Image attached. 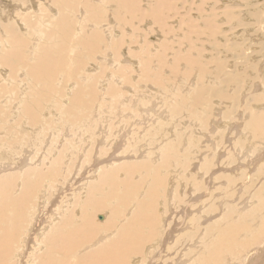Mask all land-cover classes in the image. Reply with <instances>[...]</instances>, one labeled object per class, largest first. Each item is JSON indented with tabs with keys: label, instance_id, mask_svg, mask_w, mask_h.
<instances>
[{
	"label": "rangeland",
	"instance_id": "374dc122",
	"mask_svg": "<svg viewBox=\"0 0 264 264\" xmlns=\"http://www.w3.org/2000/svg\"><path fill=\"white\" fill-rule=\"evenodd\" d=\"M3 1L2 4L0 3V8L6 4ZM38 1L30 0L27 4L34 8L26 5L27 9H31L32 16L28 10L23 9L25 10V12L23 11L24 18L31 16L29 17L31 20L25 19L34 21L35 25V22L45 19L46 13L50 22L51 11L53 21L60 18L58 15L60 13L56 7L54 8V3L53 5L51 3L53 8H50L46 6L48 0ZM88 1L80 0L78 11H75L77 13L70 14L71 18L73 16V20L75 18V24L78 25L75 26L76 29L74 27L73 32H68V37L76 40L75 38L79 39L81 35H84L94 39L91 32L100 29L103 38L100 41L99 49H91L87 46L74 47L70 44L67 48L59 50L63 41H60L61 38L58 37L59 31L52 28L51 24L46 26L48 28L40 27L41 30H45L44 32L34 25L31 29L28 27L26 30L22 26L24 31H22V36L21 32L19 36L24 38H20L19 41L20 43L24 42L21 51L26 58L22 62L20 59H15L18 57V53L14 56L16 50L13 52L14 46L15 49L20 48L13 42L7 43L6 39H10V34L2 32L3 29L0 30V37H3L2 40L6 42V45L0 43V165L2 164L0 178L2 177L4 180L3 177H7L6 175L15 176L11 182L8 179L4 180L5 187L2 186L3 181L0 179V184L4 189L3 192L1 191L3 194H0V205L4 204L1 202V197L4 198V201L6 200V205L4 204L3 207L11 203L12 205L7 208H9V214L13 216L11 220L9 215L8 221L4 223V218L8 213H0L6 215H4L5 217L2 215L3 218H0V236L3 235L1 231L6 225L15 235L10 239L11 241L9 240L11 243L9 244L13 247L9 245L7 262L11 261L9 264H36V261L34 262L36 250L38 253L43 251L41 248H35L40 245L43 238L37 236L45 223L44 219H50L54 213L52 211L56 208L59 212L66 210L65 213L68 212L67 214L71 215L74 201L78 200L79 196L80 198L84 197L85 202V199H90V197V200L98 202L93 206L80 200L78 206H83V203L88 205V208L86 207L87 218H92V226L98 224L96 221L102 222L101 224L104 223V225L96 226L99 228L90 234L92 237L85 242L90 245L87 244L85 249L79 247L75 252V258L81 257L86 253L85 250L88 252L89 249H94L102 245L103 242H112L116 247V243L113 241H116L123 233L121 227L113 229L107 224L109 217L112 215V218H117V221L122 219L123 224L130 223L141 204L140 213L143 212V215L147 214L146 216L156 214L162 221L159 219L160 228L157 227L155 237H152L157 240L149 249L151 252L148 251L143 256L142 251V255L136 254L139 257L135 256V253L131 254L129 262L133 257H137L131 264H190V262L197 264L198 259H201L200 256H206L204 254L207 251L206 244L209 245L216 240L217 236H220V231L227 227V223L229 225L232 222L236 225L235 228L238 227L241 230L240 233L238 230L234 231H238L236 232L238 238L235 237L233 247L236 246L234 248L238 249V243L244 239L247 240L251 235L250 233L245 235L247 230L242 232L245 226L243 223L247 225L246 227L254 230L252 234L264 231L261 227V219L264 218V136L256 138L249 134L251 130L246 126L249 120L246 113L252 108L249 102L252 101L254 94L256 95L255 84L262 85L261 83L264 82L258 79V77H264V0H247V2L246 0H191L192 7L190 8L187 1L170 0V4L176 6L173 9L165 10L164 13L160 12L164 17L163 21L167 22V26L164 23L160 26L154 19V15L152 16L153 0L142 1L141 9L143 11L135 14L136 18H134V12L129 14L123 12L119 16L117 14L119 12L117 7L120 5L118 0H112L109 3L106 0L104 3H102L103 0H91L90 2L94 1L95 6L105 5L104 11L103 9L101 11L103 15H97L100 17L98 22L102 23L98 24L99 26L94 24L87 26L88 28L85 27L82 30L79 25H84L83 16L85 17V15L83 9L79 10V8L81 5L85 6L83 2L88 3ZM231 2H234L232 7L230 6ZM214 3L217 6H214ZM6 7L3 9L6 10ZM12 8L10 10L15 9ZM43 8L47 9L46 12ZM20 9L22 8L20 7ZM67 11L68 9L65 10V12ZM220 11L225 13L226 18L218 16ZM25 13L28 15L25 16ZM87 13L85 12L86 17ZM125 15L129 18L127 19ZM228 15L231 16L228 17ZM5 16L2 15L0 19L5 25V22L9 21L14 24L13 19H10L7 13ZM232 17L235 18L233 22ZM227 18H231L230 24L229 20H226ZM220 20L221 22H219ZM216 23L218 26L215 25ZM208 26L211 28L208 29ZM237 26L238 28H236ZM213 29L218 35H216V44L211 43L213 40L204 38L205 35L210 36L206 32ZM40 34L41 36L36 39V36ZM50 36L55 37L51 38ZM13 44L14 46H11ZM41 46L53 50L55 54L50 55L53 60L60 57L61 51H64L68 56L63 61L65 63L64 70H58L57 74L50 79L43 78L46 77L45 74L42 77L32 74V69L37 66L35 64H38L35 61L36 58L41 54L44 56V53L41 52L47 53L48 50L41 49ZM1 48L3 49L1 50ZM7 50L13 54L10 51L7 53ZM198 51L200 52L197 53ZM212 56H216L215 59ZM10 57L11 59L14 57L13 61ZM76 57L78 58L75 60ZM212 60L216 64H212L214 63ZM60 71L61 73H59ZM205 71L209 72L205 73ZM201 73L205 76L202 77ZM253 78L257 80L250 81ZM226 82L228 84L230 82V84L228 85ZM215 90L227 92L229 97H233L234 100L222 99L218 95L212 98L210 92H216ZM78 91H80V96ZM197 93L199 97L200 93L203 96L199 103L194 101ZM74 98H76L75 101ZM34 100H37L38 105L37 107L33 106L32 115L26 111V104L33 103ZM244 117V124H242ZM244 129L249 130L248 133ZM242 131L245 133L242 134ZM246 137L247 139H245ZM126 164L143 166L140 170H136L133 177L128 179V190H126L127 183L125 182L129 177L128 171L124 168ZM114 180L118 182L117 187H112ZM6 181L10 183L7 182V184ZM50 182H55L53 184L55 188L49 189L47 193V189L44 188H47ZM20 183H23L24 186ZM112 188L116 189L112 190ZM259 190L261 192L263 190V192L260 193ZM257 191L259 192L257 193ZM153 192L156 193L154 201L152 200ZM18 194L22 195L25 208L29 206L27 209L24 208L27 214L25 212L23 216H27L23 220L17 215L23 209L17 207V202L13 200ZM7 200L11 202L8 203ZM69 202L73 204H69ZM30 205L33 206V209L30 208ZM257 207H259V211ZM2 209L0 207L1 212ZM16 211L20 212L15 215ZM65 213L56 219L62 221L63 218L70 217V215L66 217ZM72 213L71 217L75 216L77 221H80V218L83 219V214H78L79 210L77 213L73 211ZM100 215H102V219L99 218ZM36 217L38 218L35 219ZM1 219H4V222ZM14 219H17L16 222ZM12 221L13 223H11ZM161 222L163 223L161 224ZM221 222H224L226 226H223L224 224ZM37 223L40 225L38 226ZM214 224L217 231L212 226ZM35 225L37 229L34 228ZM28 226L31 228L30 230ZM72 226L68 225L64 229L69 230ZM218 226L220 227L218 228ZM146 227L144 234L150 236L152 229L150 226ZM230 227L232 229L231 225L227 228ZM51 230L50 227L48 231L51 233ZM102 230L104 231L102 232ZM112 230L113 232H111ZM22 234L25 235L24 238L26 236L27 238L23 243L18 244L17 239ZM35 237L37 238L35 239ZM33 239L34 242H32ZM36 240L38 242L35 244ZM237 240L240 242L237 243ZM230 242L228 243L231 245L232 242ZM253 244L251 247L254 246L253 248L257 249L264 245V243ZM115 247H113L114 250ZM15 248L19 250L17 256L19 260L15 257L18 262L12 259ZM28 249L29 252H27ZM110 250L108 249V256L113 260L114 250ZM237 251H239V255H242L240 248ZM21 258L22 260H20ZM37 259L41 262L46 258L38 255ZM122 260L125 262L126 259ZM27 261L29 262L27 263ZM252 262L248 264H254V261Z\"/></svg>",
	"mask_w": 264,
	"mask_h": 264
},
{
	"label": "bare ground",
	"instance_id": "6f19581e",
	"mask_svg": "<svg viewBox=\"0 0 264 264\" xmlns=\"http://www.w3.org/2000/svg\"><path fill=\"white\" fill-rule=\"evenodd\" d=\"M40 1V0H39ZM38 1V2H39ZM41 1H43V0H41ZM40 1V2H41ZM45 1H47V0H45ZM86 1V0H85ZM88 1V0H87ZM91 1V0H90ZM90 1H88V3L87 2H83V3H85V6H82L81 5V7L79 8V10H82L83 12H84V15H85V17H86V14H85V12H88L87 14V17L85 18L83 15V18H84V25L85 24H87V25H83V26H80L79 25V27H81L82 28V30L85 28V27H87V26H91V25H97V26H99L98 24H100V23H102V22H98V21H100L99 19H100V15H103V12H101L102 11V9H103V11H104V6L105 5H99V6H95L94 4H93V2L94 1H92V2H90ZM97 1H99V0H97ZM107 1V3H109L110 1H112V0H106ZM142 1L143 0H118V2L120 3V5H118V10L117 11H119L118 13H117V11H116V13L120 16L123 12H125V13H130V12H134V18H136V16H135V14H137V13H141V11H143L142 9H141V4H142ZM154 1V7H153V9H152V16L154 15V19L156 20V22H158V24L161 26V25H166L167 26V22H165V21H163V19H164V17H162L161 16V14H160V12H162V13H164V11L165 10H170V9H173L176 5V2H175V4H173V5H175V6H172L171 4H170V0H153ZM184 1H187V5H188V7L190 8V7H192L191 6V4H192V2H191V0H184ZM237 1V0H236ZM2 2V0H0V3ZM30 2V0H4L3 1V3H6L5 5H4V7L5 6H7L6 7V10L5 9H3V8H0V12H1V15H0V19H1V17H2V15L3 16H5L6 15V13L8 14V16L10 17V19L12 18L13 19V21H14V24L13 23H9V22H5L6 23V25L4 24V22H3V20H0V30H2V32H4L5 31V33H7V34H10V39L9 38H7L6 39V41H7V43L10 41V42H13L16 46H18L20 49H15V46H14V44L13 45H11V46H14L13 48V52H14V50H16V52L14 53V56H16L17 54L16 53H18V57H16L15 59H17V60H19L20 59V61H25V57L23 56V53H22V51H21V48H22V46H23V44H24V42L23 43H20V41H19V39L21 38H24V37H21L22 36V31H24V30H26L28 27H30V29H31V27H33V25H34V21L33 22H31V21H29L28 19H25V18H29V17H31L32 15L30 14V11H31V9L29 10V9H27L26 8V5L28 4ZM34 2H35V0H34ZM117 2V1H116ZM197 2V1H196ZM222 2H227V1H222ZM246 2H247V0H246ZM31 3H32V1H31ZM51 3H52V5H53V3L55 4L54 5V8L56 7L57 8V10H58V13H60V14H58L59 16H60V18L59 19H57L56 21H53L52 20V17H51V13H52V11L50 12V22H49V16H47L46 15V13H45V15H44V20H40L39 22H35V27H37L38 29H40L41 30V28L43 27V26H48L49 24H51L50 26L52 27V28H54V29H57L58 31H59V34H58V37L59 38H61V40L60 41H63L61 44H60V48H59V50H61V48H67L68 47V45H73L74 47H77V46H87V48L88 47H90L91 49H99V46H100V41L102 40V33L99 31V30H97V31H90L91 33H93V35H94V39H90L91 37H87V36H84V35H81V37H80V35H78L80 38L79 39H77V38H75L76 40H74V39H71V38H69L68 37V32H70V31H72L73 32V30H74V27L76 26L77 27V25L78 24H75V18H74V20L72 19L73 18V16H72V18H71V13L73 14V15H75L74 13H77V12H75V11H78V7H79V4H80V0H53L52 2H51V0H48V2L46 3V6L47 7H52L51 6ZM102 3H104V0H103V2ZM179 3V2H178ZM216 3V2H215ZM214 3V4H215ZM238 3V2H237ZM2 4V3H1ZM39 4V3H38ZM48 4V5H47ZM95 4H96V2H95ZM98 4V3H97ZM195 4V3H194ZM234 4V2L232 3L231 2V7H232V5ZM243 4H244V2H243ZM43 5V4H42ZM84 5V4H83ZM209 5V4H208ZM226 5V4H225ZM224 5V6H225ZM31 5H27V7H30ZM44 6V5H43ZM210 6H212V5H210ZM209 6V7H210ZM214 6H217V4H215ZM220 6V5H219ZM11 7H13V8H15V9H13V10H10V8ZM20 7L22 8V9H20ZM36 7V6H35ZM208 7V6H207ZM259 7V6H258ZM262 7H263V5H262ZM31 8H34V7H32L31 6ZM53 8V7H52ZM116 8V9H117ZM198 8H200V7H198ZM197 8V9H198ZM216 8V7H215ZM226 8H228L227 6H226ZM23 9H26V10H28V13L31 15H29V17H23V11L25 12V10H23ZM44 9V8H43ZM63 9H64V11H63ZM68 9V11L67 12H65V10H67ZM209 9V8H208ZM263 9V8H262ZM45 10H47V9H44V11ZM50 10V9H49ZM70 10V11H69ZM198 10H200V9H198ZM224 10V9H223ZM231 10V9H230ZM106 11V10H105ZM197 11V10H196ZM203 11V10H202ZM205 11V10H204ZM232 11V10H231ZM230 11V12H231ZM234 11L236 12V10L234 9ZM263 11V10H262ZM14 12H18V13H14ZM46 12V11H45ZM199 12V11H198ZM209 12V11H208ZM57 13V12H56ZM106 13V12H105ZM104 13V14H105ZM113 13V12H112ZM121 13V14H120ZM211 13V12H210ZM249 13V12H248ZM11 14V15H10ZM12 14H13V16H12ZM49 14V13H48ZM53 14V13H52ZM114 14V13H113ZM116 14V15H117ZM215 14H216V12H215ZM225 14V13H224ZM224 14H223V12L222 11H220V14L218 15V16H223L224 18H226V16H224ZM231 14V13H230ZM28 14L27 13H25V16H27ZM56 15V14H55ZM94 15V17H92ZM97 15H99V16H97ZM115 15V16H116ZM198 15H201V14H199L198 13ZM205 15V14H204ZM47 16V17H46ZM57 16V15H56ZM122 16H124V15H122ZM128 16V15H127ZM205 16H208V15H205ZM231 16V15H230ZM229 15H228V17H230ZM258 16V15H257ZM6 17V16H5ZM58 17V16H57ZM56 17V18H57ZM75 17V16H74ZM101 17H103V16H101ZM117 17V16H116ZM125 17H126V15H125ZM264 17V16H263ZM8 18V17H7ZM38 18V17H37ZM54 18V17H53ZM55 18V19H56ZM83 18H82V20H83ZM97 18H98V20H97ZM127 19L129 18V17H126ZM204 18H206V17H204ZM212 18V17H211ZM220 18H222V17H220ZM223 18V19H224ZM30 20H31V18H29ZM125 19V18H124ZM230 19L231 18H227L226 20H229L228 21V23L230 24ZM235 18H233L232 17V22H233V20H234ZM248 19V18H247ZM8 20V19H7ZM33 20V19H32ZM81 20V21H82ZM102 20V19H101ZM138 20V19H137ZM224 21L225 23L227 22V21ZM240 20V19H239ZM12 21V22H13ZM45 21V22H44ZM126 21V20H125ZM207 21V20H206ZM210 21V20H209ZM109 22V21H108ZM124 22V21H123ZM184 22V21H183ZM194 22H196L195 20H194ZM204 22V21H203ZM212 22V21H211ZM214 22V21H213ZM219 22H221V20L219 21ZM77 23V22H76ZM107 23V22H106ZM110 23V22H109ZM126 23V22H125ZM124 23V24H125ZM164 23V24H163ZM193 23V22H192ZM192 23H190V24H192ZM215 23V22H214ZM235 23V22H234ZM111 24V23H110ZM210 25H212L211 23H209ZM209 24H205V25H209ZM237 24H239L238 22H237ZM101 25V24H100ZM187 26H189L188 24H186ZM214 25V24H213ZM212 25V26H213ZM215 25H217V23L215 24ZM236 25V24H235ZM22 26H24L25 27V29L24 30H22ZM107 26H109V25H107ZM106 26V27H107ZM125 26H126V24H125ZM195 27H196V25H194ZM193 26V27H194ZM197 26H198V24H197ZM218 26V25H217ZM217 26H215V28L217 27ZM222 26V25H221ZM220 26V27H221ZM41 27V28H40ZM50 27V28H51ZM76 27H75V29H76ZM78 27V28H79ZM123 27V26H122ZM191 27V26H190ZM189 27V28H190ZM231 27H234V26H231ZM241 27V26H240ZM46 28H48V27H46ZM51 28V29H52ZM88 28V27H87ZM97 28V27H96ZM118 28V27H117ZM165 28V27H164ZM167 28V27H166ZM205 28H207V27H205ZM211 27L210 26H208V29H210ZM213 28V27H212ZM236 28H238V26L236 27ZM43 29H44V27H43ZM42 29V30H43ZM191 29V28H190ZM194 29V28H193ZM204 29V28H203ZM217 29V28H216ZM222 29V28H221ZM232 29V28H231ZM21 30V31H20ZM41 30V32H44L45 30H43L42 31ZM215 29H213V30H207V31H209V32H206V33H208L210 36H208V35H205L206 37H204V38H206V40H209V39H211V40H213V41H211V43L212 44H216V38H217V34H216V32L214 31ZM218 30V29H217ZM56 31V30H55ZM85 31V30H84ZM102 31V30H101ZM112 31V30H111ZM127 31V30H126ZM168 31V30H167ZM188 31V30H187ZM205 31V30H204ZM224 31V30H223ZM222 31V32H223ZM1 32V31H0ZM21 32V36H19V33ZM76 32V31H75ZM103 32V31H102ZM113 32H114V30H113ZM169 32V31H168ZM192 32V31H191ZM190 32V33H191ZM202 32V31H201ZM219 32V31H218ZM34 33V32H33ZM88 33V32H87ZM90 33V34H91ZM188 33V32H187ZM189 33V34H190ZM25 34V33H24ZM47 34H48V32H47ZM55 34V33H54ZM53 34V35H54ZM89 34V35H90ZM104 34V33H103ZM197 34V33H196ZM220 34V33H219ZM228 34V33H227ZM242 34V33H241ZM34 35V34H33ZM43 35H44V33H43ZM57 35V34H56ZM71 35H72V33H71ZM87 35V34H86ZM93 35H90V36H93ZM131 35V34H130ZM192 35V34H191ZM194 35H195V33H194ZM199 35V34H198ZM217 35V36H216ZM8 36V35H7ZM39 36H41V34L40 35H38V36H36V39L37 38H39ZM70 36V35H69ZM115 36V35H114ZM220 36H222L221 34H220ZM229 36V35H228ZM242 36V35H241ZM9 37V36H8ZM51 37V36H50ZM53 37H55V36H53ZM53 37H51V38H53ZM2 38L3 37H0V43H6L5 42V40L3 41L2 40ZM5 38V37H4ZM122 38V37H121ZM200 38V37H199ZM231 38V37H230ZM45 39V38H44ZM111 39V38H110ZM116 39H117V37H116ZM223 39V38H222ZM26 40H27V38H26ZM41 40V39H40ZM53 40V39H52ZM114 40V39H113ZM119 40V39H118ZM124 40V39H123ZM119 42V41H118ZM244 42V41H243ZM34 43V42H33ZM40 43V42H39ZM66 43H68L67 45H66ZM22 44V45H21ZM121 45H123L122 43H120ZM204 44V43H203ZM208 44V43H207ZM6 45V44H5ZM38 45H40V44H38ZM130 45V44H129ZM202 45V44H201ZM205 45V44H204ZM222 45V44H221ZM37 46V45H36ZM54 46V45H53ZM120 46V45H119ZM35 47V46H34ZM39 47V46H38ZM71 47V46H70ZM73 47V48H74ZM167 47V46H166ZM169 47V46H168ZM200 47V46H199ZM203 47V46H202ZM209 47V46H208ZM238 47V46H237ZM6 48V47H5ZM4 48V49H5ZM43 47L41 46V49H42ZM56 48V47H55ZM3 48H1V50H2ZM7 49H8V47H7ZM24 49V48H23ZM43 49H48L47 50V53L45 52V51H43V52H41V53H44L43 55L44 56H41V55H39L36 59L37 60H35L38 64H35V65H37V66H34L35 68H31L32 69V74H33V76H35V75H37L36 77H42V75H46V77H43V78H46V79H50V78H52L54 75H56L57 74V71L58 70H61V69H63V66L65 65V63H63V61L66 59V58H68V56H66V53H64V51H61L59 54H60V57H58V58H56V60H53L51 57L52 56H50V55H52V54H55L54 52H53V50L51 49V48H48V47H45V48H43ZM54 49V48H53ZM69 49V48H68ZM120 49H122V48H120ZM128 49V48H127ZM205 49V48H204ZM211 50H213L212 48H210ZM10 50H12V48H10ZM10 50H7V53L10 51ZM71 50V49H70ZM88 50V49H87ZM115 50V49H114ZM119 50V49H118ZM190 50V49H189ZM195 50V49H194ZM197 50V49H196ZM42 51V50H41ZM65 51H67L66 49H65ZM91 51V50H90ZM96 51V50H95ZM111 51H112V49H111ZM116 51V50H115ZM215 51H217L216 49H215ZM2 52V51H1ZM6 52V51H5ZM11 52V51H10ZM13 52H11L12 54H13ZM25 52V51H24ZM69 52V51H68ZM92 52V51H91ZM166 52V51H165ZM196 52V51H195ZM200 51H198L197 53H199ZM218 52V51H217ZM6 53V54H7ZM10 53V54H11ZM93 53H94V51H93ZM98 53V52H97ZM117 53V52H116ZM133 53V52H132ZM190 53V52H189ZM84 54V53H83ZM111 54V53H110ZM118 54V53H117ZM117 54H115V55H117ZM135 54V53H134ZM142 54V53H141ZM177 54V53H176ZM204 54V53H203ZM202 54V55H203ZM68 55V54H67ZM123 55V54H122ZM184 55V54H183ZM185 55H187V54H185ZM195 55V54H194ZM201 55V56H202ZM207 55V54H206ZM220 55V54H219ZM6 56V55H5ZM12 56V55H11ZM37 56V55H36ZM204 56V55H203ZM55 57V56H54ZM53 57V58H54ZM117 58H118V56H116ZM122 57V56H121ZM163 57V56H162ZM187 57H189V56H187ZM191 57V56H190ZM193 57H195V56H193ZM198 57H200V55H198ZM205 57V56H204ZM209 57H211V56H209ZM215 57L216 56H212V58H214L215 59ZM219 57V56H218ZM8 58V57H7ZM14 58V57H13ZM13 58L11 59V57H10V59L13 61ZM49 58V59H48ZM78 57H76L75 58V60L77 59ZM115 58V57H114ZM116 58V59H117ZM127 58V57H126ZM129 58V57H128ZM137 58H138V56H137ZM182 58V57H181ZM222 58H223V56H222ZM4 59V58H3ZM46 59H48V60H46ZM95 59V58H94ZM111 60V59H110ZM161 60H163V59H161ZM175 60V59H174ZM178 60H180V59H178ZM189 60V59H188ZM12 61H10V62H12ZM70 61H71V59H70ZM82 61V60H81ZM124 61V60H123ZM191 62H194L193 60H190ZM189 61V62H190ZM210 61V60H209ZM213 61V60H212ZM221 61V60H220ZM80 62V61H79ZM163 62H165V61H163ZM162 62V63H163ZM214 62V61H213ZM223 62V61H222ZM1 63H2V61H1ZM8 63V62H7ZM13 63V62H12ZM26 63V62H25ZM35 63V62H34ZM103 63V62H102ZM134 63V62H133ZM158 63V62H157ZM185 63V62H184ZM112 64V63H111ZM189 64V63H188ZM212 64H216L215 62L214 63H212ZM225 64V63H224ZM2 65V64H1ZM3 65H4V63H3ZM14 65V64H13ZM122 65V64H121ZM182 65V64H181ZM5 66V65H4ZM81 66V65H80ZM171 66V65H170ZM180 66V65H179ZM201 66V65H200ZM203 66V65H202ZM138 67V66H137ZM149 67V66H148ZM160 67H161V65H160ZM163 68H164V66H162ZM167 67V66H166ZM229 67V66H228ZM239 67V66H238ZM39 68V69H38ZM87 68V67H86ZM221 68V67H220ZM226 68V67H225ZM224 68V69H225ZM231 68H232V66H231ZM170 69V68H169ZM193 69V68H192ZM261 69V68H260ZM11 70V69H10ZM64 70V69H63ZM66 70H67V68H66ZM123 70V69H122ZM132 70V69H131ZM144 70H145V68H144ZM30 71V70H29ZM36 73H35V72ZM70 71V70H69ZM69 71H67V72H69ZM125 71V70H124ZM200 71V70H199ZM203 71V70H202ZM201 71V72H202ZM207 72H209V71H205V73H207ZM59 73H61V71L59 72ZM156 73V72H155ZM197 73V72H196ZM212 73V72H211ZM219 73V72H218ZM71 74H72V72H71ZM200 74V73H199ZM204 74V73H203ZM260 74V73H259ZM67 75V74H66ZM175 75V74H174ZM262 75V74H261ZM9 76V75H8ZM68 76V75H67ZM201 76L202 77H204L203 75H202V73H201ZM214 74L212 75V77L214 78ZM236 76V75H235ZM3 77V76H2ZM15 77V76H14ZM11 78V77H10ZM34 78V77H33ZM208 78H209V76H208ZM221 78V77H220ZM238 78V77H237ZM35 79V78H34ZM37 79V78H36ZM194 79V78H193ZM199 79V78H198ZM258 79H260V80H263L264 81V77H258ZM15 80V79H14ZM39 80V79H38ZM41 80H42V78H41ZM40 80V81H41ZM200 80H202V79H200ZM251 80H257V79H250V81ZM35 81H37V80H35ZM208 81V80H207ZM210 81V80H209ZM231 82V81H230ZM230 82H229V84H230ZM241 83V82H240ZM251 83V82H250ZM257 83H259V82H257ZM261 83V82H260ZM264 83V82H263ZM263 83H261L262 85H259V84H255L256 85V87H255V90H256V95L254 94V96L252 97V101H250L249 102V104H251V106H252V108L250 109V110H248L247 111V113L246 114H248V116L247 117H249V120H248V122H247V124H246V126H247V129H250L251 131H250V133L249 134H252V135H254L256 138L257 137H262V136H264V84ZM215 84V83H214ZM226 84H228L227 82H226ZM228 84V85H229ZM251 84H253V83H251ZM35 85V84H34ZM235 85V84H234ZM3 86V85H2ZM43 86V85H42ZM252 88H254V86H252V85H250ZM5 87V86H4ZM74 87V86H73ZM224 87V86H223ZM229 87V86H228ZM232 87V85L230 86V88ZM244 87V86H243ZM1 88H3V87H1ZM179 88V87H178ZM181 88V87H180ZM43 89V88H42ZM232 89V88H231ZM237 89V88H236ZM13 90V89H12ZM178 90V89H177ZM252 90V89H251ZM254 90V89H253ZM252 90V91H253ZM5 91V90H4ZM41 91V90H40ZM188 91V90H187ZM204 91V90H203ZM214 91V90H213ZM216 91V90H215ZM235 91V90H234ZM233 91V92H234ZM42 92V91H41ZM179 92H181V91H179ZM78 94H79V96L81 95L80 94V91H78L77 92ZM183 93V92H182ZM253 93V92H252ZM255 93V92H254ZM261 93V94H260ZM263 93V94H262ZM201 94V96H202V93H200ZM210 94L212 95V98H214V96L215 95H218L219 96V98L221 97L222 99H227V100H229V101H231V100H234V98L233 97H229V95H228V93L227 92H225V91H216V92H210ZM246 94V93H245ZM248 94V93H247ZM78 96V95H77ZM199 97V95H198V93H197V97H196V100H194V101H197L198 103L200 102V100L202 99V97ZM75 97V96H74ZM82 97V96H81ZM80 98V97H79ZM149 98V97H148ZM156 98V97H155ZM201 98V99H200ZM218 98V99H219ZM33 99V98H32ZM75 99L76 98H74V101H75ZM81 99V98H80ZM195 99V98H194ZM209 99H211V98H209ZM78 101H79V99H77ZM143 100V99H142ZM187 100V99H186ZM39 101V100H38ZM145 101V100H144ZM182 101H184V100H182ZM203 101V100H202ZM211 101V100H210ZM247 101V100H246ZM135 102V101H134ZM141 102V101H140ZM143 102V101H142ZM207 102V101H206ZM206 102H203V103H206ZM195 103V102H194ZM215 103V102H214ZM37 105H38V102H37V100H34L33 101V103H29L28 102V104H26V111H28V113H31L32 112V109H33V106L34 107H37ZM216 105V104H215ZM175 106V105H174ZM199 106V105H198ZM217 106V105H216ZM238 106V105H237ZM152 107V106H151ZM193 107V106H192ZM220 107V106H219ZM42 108V107H41ZM73 108V107H72ZM194 108H196V107H194ZM245 108H247V107H245ZM180 109V108H179ZM216 109V108H215ZM239 109V108H238ZM249 109V108H248ZM2 110V109H1ZM245 110V109H244ZM227 112V111H226ZM35 113H36V111H35ZM32 114V113H31ZM245 114V115H246ZM33 115V114H32ZM244 115V116H245ZM36 116V115H35ZM34 116V117H35ZM4 118V117H3ZM6 119V118H5ZM108 120V119H107ZM241 120V119H240ZM243 120H245V117H244V119H242V124H244L243 122ZM105 122V121H104ZM108 122V121H107ZM235 123V122H234ZM236 124V123H235ZM228 125V124H227ZM14 126V125H13ZM135 126H137L136 124H135ZM141 126V125H140ZM243 126V125H242ZM131 127V126H130ZM238 127V126H237ZM138 128V127H137ZM88 129V128H87ZM234 129V128H233ZM253 129H254V131H253ZM245 130V129H244ZM247 131H249V130H245V132H247ZM99 132V131H98ZM245 132H241L242 134H244ZM128 133V132H127ZM248 133V132H247ZM9 134V133H8ZM69 134V133H68ZM248 135V134H247ZM132 136V135H131ZM93 137V136H92ZM4 138V137H3ZM253 138V137H252ZM124 139V138H123ZM149 139V138H148ZM245 139H247V137L245 138ZM254 139V138H253ZM259 139V138H258ZM125 140V139H124ZM146 140V139H145ZM131 141V140H130ZM142 144V143H141ZM237 146V145H236ZM236 149V148H235ZM263 149H264V147H263ZM119 150V149H118ZM241 150V149H240ZM262 151V150H261ZM133 153V152H132ZM264 153V152H263ZM4 154V153H3ZM23 156V155H22ZM122 156V155H121ZM27 158V157H26ZM26 160V159H25ZM27 161V160H26ZM6 164V163H5ZM13 164V163H12ZM15 164V163H14ZM214 164V163H213ZM2 165V164H1ZM0 165V166H1ZM13 167V166H12ZM143 166H138V165H133V164H126V165H124V168H125V170H127L128 171V173H129V177L126 179V183H127V189L126 190H128V179L130 178V177H133V175L135 174V172H136V170H140L141 168H142ZM95 168H96V166H95ZM96 169H98V168H96ZM13 172V171H12ZM11 175V174H10ZM7 177H9L8 175H6ZM7 177H3L4 178V180H6V179H8L10 182L11 181H13V178L15 177V176H11V177H9V178H7ZM93 177V176H92ZM103 177V176H102ZM0 179H2V177L0 178ZM89 179V178H88ZM3 179H2V181H3V187H5V181H4ZM53 181H54V179H52ZM9 181H6V183L7 182H9ZM58 181V180H57ZM160 181H163L162 179H160ZM9 182V183H10ZM16 182V181H15ZM23 182V181H22ZM109 182H111L110 181V179H109ZM123 182V181H122ZM55 182H50L47 186V188H44L45 190L47 189V193H48V191H49V189H53V188H55V187H53ZM57 183V182H56ZM117 183L118 182H116L115 180H114V182H113V185H112V187H117ZM8 184V183H7ZM18 184V183H17ZM16 184V185H17ZM21 185H23V183H20ZM29 184H30V182H29ZM80 184V183H79ZM56 185V184H55ZM120 185H121V183H120ZM124 185V184H123ZM126 185V184H125ZM1 186V184H0V194H3V193H1V191L3 190L4 191V189H3V187ZM24 186V185H23ZM79 186V185H78ZM86 186V185H85ZM13 187V186H12ZM81 187V186H80ZM80 187H78V188H80ZM19 188V187H18ZM23 189H24V187H22ZM30 188H31V186H30ZM125 188V187H124ZM88 189V188H87ZM116 188H112V190H115ZM253 189V188H252ZM262 189V188H261ZM260 189V190H261ZM12 190V189H11ZM14 190H15V188H14ZM17 190V189H16ZM27 190V189H26ZM31 190H32V188H31ZM43 190V189H42ZM259 190V191H260ZM2 191V192H3ZM30 191V190H29ZM117 191V190H116ZM259 191H257V193L259 192ZM15 192H17V191H15ZM27 192V191H26ZM40 192H41V190H40ZM43 192V191H42ZM115 192V191H114ZM262 192H263V190H262ZM261 191H260V193H262ZM5 193V192H4ZM21 194L23 193V192H20ZM31 193V192H30ZM29 193V196L31 195ZM33 193V192H32ZM44 193V192H43ZM84 193V192H83ZM128 194H129V192H127ZM6 194V193H5ZM5 194L3 195L4 197H5ZM21 194H18V196L15 198L14 197V201H16L17 202V204H16V206L18 207H20V209L22 210L20 213L19 212H17L16 211V213H14L15 215L17 214V213H19V214H17L22 220H23V218H25L27 215H25V216H23L24 214H25V212L26 211H24V208H25V203H23V198H21ZM28 194V193H27ZM81 194H82V192H81ZM88 194H89V192H88ZM87 194V195H88ZM153 194V201L155 200L154 198H155V196H156V193L155 192H153L152 193ZM6 195H8V194H6ZM42 195H44L45 196V194H42ZM259 195V194H258ZM2 196V195H1ZM11 196H13V195H11ZM79 196V195H78ZM84 196V195H83ZM27 197H28V195L26 196V199H27ZM75 197V196H74ZM88 197V196H87ZM86 197V198H87ZM6 198H8V197H6ZM13 198V197H12ZM30 198V197H29ZM48 198V197H47ZM72 198V197H71ZM78 198V197H77ZM84 198V197H83ZM83 198H80V196H79V198H78V200H75L74 201V205H73V207H74V209H71V215L73 214L72 213V211L73 212H76L77 213V211L79 210V213L78 214H83V219H81L80 218V221H77L76 220V218H75V216L74 217H71V215L70 214H67V213H65V208L64 209H62L64 212H61V210H60V212L57 210V208L56 209H54V211H52L53 210V208H52V212H54L53 213V215L52 216H50L51 218L50 219H48V218H45L44 219V221H45V223L42 225V228L39 230V233H38V236L37 237H43L42 239H41V241H40V239H39V241L41 242L40 243V245H36L37 247L35 248V246H34V248L35 249H37V248H41L42 250V252L41 253H38L37 251L38 250H36V254H34V256H35V259L36 260H34V262L36 263V264H131V262L134 260V259H136L137 257H139V256H137V255H140L141 253H142V251H143V256L145 255V253L146 252H148L149 251V249L153 246V244L156 242V240H154V239H152V237H155V232L157 231L156 229H157V227L158 228H160L159 226H160V224H159V219L160 218H158V216L156 215V214H149L148 216H146L147 214H145V215H143V212L142 213H140V211H139V209H141V207H142V204L139 206V208H138V210H137V212H135V214L133 215V217H132V219L130 220V223H126V224H123L122 223V219H119L118 221H117V218H115V219H113L112 218V215L109 217V219H108V222H107V224H109V226L111 227V228H113V229H116L118 226L119 227H121V230H122V236L121 237H118L117 239H116V241H113L114 243H116V247H115V245H113V243L112 242H110V243H107V242H103V244L102 245H100V246H98V247H96V248H94V249H89V251L87 252V250H85L86 251V253L84 254V255H82L81 257L79 256V257H77V258H75V252H77L78 250V248L79 247H81V248H84L85 249V246L87 245V244H89V243H85L86 242V240H88L89 238H91L92 236H90V234H92L93 232H95L98 228H96V226H99V224L100 225H104V223L103 224H101L102 222H98V221H96L98 224H94L93 226H92V223H91V221H92V218H87V209H86V207L88 208V205H84V203H83V206H78V203H79V201L80 200H83ZM151 198V197H150ZM262 198H263V195H262ZM4 198L3 197H1V202L3 203L4 202V204H5V201L3 200ZM90 199H91V197H90ZM89 198H87V199H85L86 200V202L89 204V205H93L94 206V204L96 205V204H98V202H96V201H93V200H90ZM9 200V199H8ZM8 200H7V202H8ZM11 200V199H10ZM239 200V199H238ZM12 201V200H11ZM10 201V202H11ZM84 201V200H83ZM10 202H8V203H10ZM73 202V201H72ZM72 202H69V204L71 203V204H73ZM85 202V201H84ZM86 202H85V204H86ZM196 202V201H195ZM259 202V201H258ZM262 202V201H261ZM13 203V202H12ZM249 203V202H248ZM3 204V205H4ZM14 204V203H13ZM68 204V205H69ZM3 205H0V207H2L3 209H2V212H1V210H0V213H8V215H7V217H5L6 215L5 214H2L5 218V220L4 219H1L4 223H6V221H8V217H9V208H7V207H9L10 205H12L11 203H10V205L9 204H7V206L6 207H3ZM6 205V204H5ZM66 206H67V204H66ZM148 206V205H147ZM258 206V205H257ZM16 207V209H19V208H17ZM27 207H29V206H27ZM27 207L25 208V209H27ZM39 207V206H38ZM13 208V207H12ZM30 208H32L33 209V206L31 207V205H30ZM37 208V207H36ZM70 208V207H69ZM152 208V207H151ZM258 208V211H259V207H257ZM256 208V209H257ZM15 209V210H16ZM39 209H40V207H39ZM144 209V208H143ZM148 209V208H147ZM235 209H236V206H235ZM12 210V209H11ZM14 210V211H15ZM28 210H30V209H28ZM34 210H35V208H34ZM151 210V209H150ZM230 210V209H229ZM234 210V209H233ZM261 210V209H260ZM36 211V210H35ZM41 211V210H40ZM232 211V210H231ZM235 211V210H234ZM233 211V212H234ZM36 212H38V211H36ZM84 212V213H83ZM226 212H228V211H226ZM250 212V211H249ZM262 212V211H261ZM39 213H41V212H39ZM47 213V212H46ZM63 213H65L64 215L67 217L68 215H70V217L68 216L67 217V219L66 218H63V220L61 221V220H57L56 218H58L59 219V217L63 214ZM145 213V212H144ZM232 213V212H231ZM230 213V214H231ZM26 214H27V212H26ZM42 214V213H41ZM77 214V215H78ZM226 214H228V213H226ZM251 214V213H250ZM1 214H0V216H2ZM14 215V216H15ZM46 215V214H45ZM44 215V216H45ZM76 215V214H75ZM173 215V214H172ZM224 215V214H223ZM229 215V214H228ZM233 215H234V213H233ZM263 215V214H262ZM3 216L2 217H0V218H3ZM11 216V215H10ZM30 216V215H29ZM32 216V215H31ZM43 216V217H44ZM79 216V215H78ZM179 216V215H178ZM227 216V215H226ZM230 216H232V214L230 215ZM13 216H11V220L13 219L12 218ZM16 217V216H15ZM48 217V216H47ZM80 217V216H79ZM203 217V216H202ZM227 217H229V216H227ZM18 218V217H17ZM19 218V219H20ZM28 218H30V217H28ZM27 218V219H28ZM38 217H36L35 219H37ZM42 218V217H41ZM170 218V217H169ZM231 218H234V217H231ZM32 219V218H31ZM77 219H79V218H77ZM15 220V222H16V220L17 219H14ZM22 220H19L20 222L22 221ZM33 221H36V220H34V218L32 219ZM40 220H42V219H40ZM161 220V219H160ZM223 220V219H222ZM221 220V221H222ZM230 220V219H229ZM241 220V219H240ZM18 221V222H19ZM27 221V220H26ZM25 221V222H26ZM58 221V222H57ZM162 221V220H161ZM242 221V220H241ZM244 221H246V220H244ZM14 222V223H15ZM201 222H202V220H201ZM225 222H227V220H225ZM229 223H230V221H228ZM8 223V222H7ZM11 223H13V221L11 222ZM28 223H30L29 221H28ZM163 222H161V224H162ZM222 223V222H221ZM234 223H235V221H234ZM23 224V223H22ZM38 224V223H37ZM165 224V223H164ZM190 224V223H189ZM222 224H224V222L222 223ZM245 225L244 227L242 226V225ZM242 225H240V227L242 226L243 227V229H242V232L244 231H246L247 230V232L245 233V235H247V234H251L250 235V237L246 240V239H244V238H242V239H244V241H239V240H237V243H238V241L240 242V243H238L239 244V248L241 249V253H242V255H239V251H237L238 249H236V248H234V247H236V246H234L233 247V245H234V242H235V239L236 238H238V237H236V232H238L239 231V233H240V231L241 230H239V228L238 227H236L235 228V226L236 225H234L233 224V222L231 223V224H229V225H231L232 226V229H231V227L230 228H227L229 225H228V223H227V227L226 228H221L222 230L220 231V236L218 237L217 236V238H216V240H214L212 243H210L209 245H207L206 244V250L208 251H206L204 254H206V256H204L203 257V255L202 256H200L201 257V259L199 260L198 259V262H196L197 264H223V262H225V264H248L249 262H252V261H254V264H264V254H262V253H264V245L262 246V245H260V246H262V248H260V249H257V248H253L254 246H252L251 247V245L253 244V242H254V244L253 245H256L257 243H261V244H263L264 243V231H262V232H260V231H257V233H254V234H252L253 232H254V230H252V228L250 229L249 227H246L247 225L245 224V223H243ZM17 225V224H16ZM20 225V224H19ZM19 225L17 226L18 228H19ZM40 225V223L38 224V226ZM69 225V227H71V225H73L72 226V228L71 229H64V227H66V226H68ZM218 225H221V224H219L218 223ZM233 225H234V228H233ZM5 226V225H4ZM21 227H22V225H20ZM24 226V225H23ZM36 226V225H35ZM146 226H150V228L152 229V233H151V235L149 236V235H145L144 233V229L145 228H147ZM213 226V228H215V224L214 225H212ZM223 226H226L225 224L223 225ZM222 226V227H223ZM238 226V225H237ZM29 227V226H28ZM28 227H26V228H28ZM33 227V226H32ZM50 227H51V233L48 231L49 229H50ZM191 227V226H190ZM211 227V226H210ZM220 226H218V228H219ZM251 227V226H250ZM261 227H263L262 229H264V218L263 219H261ZM3 228V227H2ZM10 228V227H9ZM8 228V226L6 225V227L5 228H3L2 229V236H0V264H6V262H7V255H8V253H9V245L11 244L10 242H9V240L10 239H12L13 238V236H15L14 235V233L12 232H10V230L11 229H9ZM25 228V229H26ZM34 228H36L37 229V226L36 227H34ZM96 228V229H95ZM149 228V229H150ZM187 228V227H186ZM238 228V229H237ZM9 229V230H8ZM31 228L29 227V230H30ZM209 229V228H208ZM21 230H22V228H21ZM211 230H212V227H211ZM215 230L217 231V228H215ZM219 230V229H218ZM235 230H238V231H236V232H234ZM12 231V230H11ZM22 231H24V229L22 230ZM37 231V230H36ZM104 230H102V232H103ZM190 231V230H189ZM35 232V231H34ZM111 232H113V230L111 231ZM149 232V231H148ZM200 232V231H199ZM24 233V232H23ZM26 233H28V232H26ZM191 233V232H190ZM193 233V232H192ZM208 233V232H207ZM235 233V234H234ZM30 234H32V233H30ZM34 234V233H33ZM103 234V233H102ZM159 234V233H158ZM216 234V233H215ZM218 234V233H217ZM29 235V234H28ZM37 235V234H36ZM44 235V236H43ZM104 235V234H103ZM110 235V234H109ZM169 235V234H168ZM178 235V234H177ZM189 235V237H191L190 236V234H188ZM219 235V234H218ZM25 236V235H24ZM24 236H23V234L21 235V236H19L18 237V244L20 243H23L24 241H25V238H27V236L24 238ZM30 236V235H29ZM98 236V235H97ZM104 236H106V235H104ZM186 236V235H185ZM197 236V235H196ZM238 236H240L239 234H238ZM30 237H32V236H30ZM37 237H35V239L37 238ZM39 237V238H40ZM94 237V236H93ZM101 237H103V236H101ZM100 237V238H101ZM159 237H160V235H159ZM236 237V238H235ZM245 237V236H244ZM29 238V237H28ZM99 238V237H98ZM186 238V237H185ZM246 238V237H245ZM95 239V238H94ZM94 239H92L93 241H94ZM189 238H187V240H188ZM210 239V238H209ZM16 240V241H17ZM31 240H32V238H31ZM30 240V241H31ZM154 240V241H153ZM171 240V239H170ZM190 240V239H189ZM11 241V240H10ZM84 241V242H83ZM92 241V242H93ZM229 241H231L230 243H231V245L228 243ZM32 242H34V239H33V241ZM36 242H38L37 240L35 241V244H36ZM98 242V241H97ZM255 242H257V243H255ZM10 243V244H9ZM159 243V242H158ZM192 243V242H191ZM191 243H189V244H191ZM34 244V245H35ZM39 244V243H38ZM12 245H14V244H12ZM90 245V244H89ZM94 245H96V244H94ZM113 245V246H112ZM157 245V244H156ZM11 246V245H10ZM17 246V245H16ZM22 246V245H21ZM21 246H20V248H21ZM27 246V245H26ZM25 246V247H26ZM30 246V245H29ZM92 246V245H91ZM147 246V247H146ZM11 247H13V246H11ZM31 247V246H30ZM94 247V246H93ZM113 247H115V250L113 249ZM178 247H179V245H178ZM19 248V247H18ZM86 248H89V247H86ZM154 248H155V246H154ZM259 248V247H258ZM27 249V248H26ZM30 249V248H29ZM29 249H28V251L27 252H29ZM34 249V250H35ZM108 249H111L110 251H113L114 250V256H113V260H111L110 258H109V251H108ZM156 249H157V247H156ZM168 249V248H167ZM12 250V249H11ZM25 250V249H24ZM151 250H153V249H151ZM204 250V249H203ZM18 249H16L15 248V250L13 249V252H14V254H13V257H12V259L14 260V261H17V259L19 260V257L17 258V256H18ZM23 251V250H22ZM26 251V250H25ZM80 251H81V249H80ZM178 251V250H177ZM260 251H262V252H260ZM35 252V251H34ZM149 252H151V251H149ZM192 252V251H191ZM195 252H196V250H195ZM31 253H32V250H31ZM38 253V254H37ZM113 253V252H112ZM135 253V256H137V257H133L132 258V261L131 262H129V260H130V258H131V254H134ZM155 253H156V251H155ZM167 253V252H166ZM185 253V252H184ZM240 253V254H241ZM26 254H29V253H26ZM25 254V255H26ZM137 254V255H136ZM183 254V253H182ZM191 254V253H190ZM192 254H193V252H192ZM191 254V255H192ZM199 254V253H198ZM30 255V254H29ZM38 255H42L43 257H45L46 259L45 260H43V261H41V262H39L38 261V259H37V256ZM111 255V254H110ZM142 255V254H141ZM200 255V254H199ZM32 257H34L33 255H31ZM86 256H88V257H86ZM123 256H125V257H123ZM162 256V255H161ZM17 259H16V258ZM21 257V256H20ZM23 257V256H22ZM26 257V256H25ZM112 257V256H111ZM125 258L126 260H125V262H124V260H122L123 258ZM164 257V256H163ZM171 257V256H170ZM187 257H188V255H187ZM187 257H186V259H187ZM16 260H15V259ZM28 258V257H27ZM198 258H199V256H198ZM25 259V261H26V258H24ZM173 259V258H172ZM197 259V258H196ZM20 260H22V258L20 259ZM33 260H31V261H33ZM144 260V259H143ZM13 261V262H14ZM168 261V260H167ZM184 261V260H183ZM189 261V260H188ZM9 262H11V261H9ZM9 262H7V264H9ZM18 262V261H17ZM29 261H27V263H28ZM129 262V263H128ZM244 262V263H243ZM24 263H26V262H24ZM156 263V262H155ZM171 263V262H170ZM173 263V262H172ZM195 263V262H194ZM194 263H192V264H194ZM253 263V262H252ZM20 264H22V263H20ZM32 264H34V263H32ZM159 264V263H158ZM161 264V263H160ZM180 264V263H179ZM190 264H191V262H190Z\"/></svg>",
	"mask_w": 264,
	"mask_h": 264
},
{
	"label": "water",
	"instance_id": "95a60500",
	"mask_svg": "<svg viewBox=\"0 0 264 264\" xmlns=\"http://www.w3.org/2000/svg\"><path fill=\"white\" fill-rule=\"evenodd\" d=\"M99 218L102 219L103 218L102 215H100Z\"/></svg>",
	"mask_w": 264,
	"mask_h": 264
}]
</instances>
